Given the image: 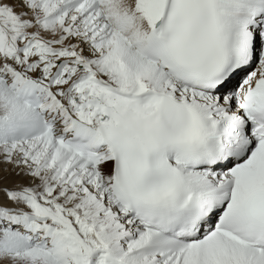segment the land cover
<instances>
[{"label": "snow or ice", "instance_id": "6c2138e0", "mask_svg": "<svg viewBox=\"0 0 264 264\" xmlns=\"http://www.w3.org/2000/svg\"><path fill=\"white\" fill-rule=\"evenodd\" d=\"M0 264H264V0H0Z\"/></svg>", "mask_w": 264, "mask_h": 264}]
</instances>
